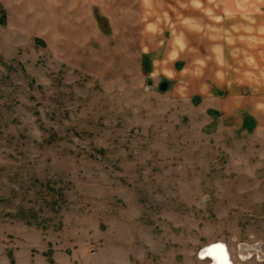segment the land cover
Here are the masks:
<instances>
[{
  "label": "rangeland",
  "instance_id": "rangeland-1",
  "mask_svg": "<svg viewBox=\"0 0 264 264\" xmlns=\"http://www.w3.org/2000/svg\"><path fill=\"white\" fill-rule=\"evenodd\" d=\"M215 242L264 264V0H0V264Z\"/></svg>",
  "mask_w": 264,
  "mask_h": 264
},
{
  "label": "bare ground",
  "instance_id": "bare-ground-1",
  "mask_svg": "<svg viewBox=\"0 0 264 264\" xmlns=\"http://www.w3.org/2000/svg\"><path fill=\"white\" fill-rule=\"evenodd\" d=\"M215 243H212L208 247L205 248L206 255L210 256L213 259L214 264H226L224 263L227 259L226 255L224 254V251L220 248H218L217 245H214ZM228 264V263H227ZM229 264H233L230 263Z\"/></svg>",
  "mask_w": 264,
  "mask_h": 264
},
{
  "label": "water",
  "instance_id": "water-1",
  "mask_svg": "<svg viewBox=\"0 0 264 264\" xmlns=\"http://www.w3.org/2000/svg\"><path fill=\"white\" fill-rule=\"evenodd\" d=\"M214 245H217L218 246V248H220V249H222L223 251H224V254L226 255V261L224 262V263H228L229 264V256H228V253H227V251H226V246H225V244H223L222 242H215V244ZM204 250V249H203Z\"/></svg>",
  "mask_w": 264,
  "mask_h": 264
},
{
  "label": "crops",
  "instance_id": "crops-1",
  "mask_svg": "<svg viewBox=\"0 0 264 264\" xmlns=\"http://www.w3.org/2000/svg\"><path fill=\"white\" fill-rule=\"evenodd\" d=\"M226 246V245H225ZM227 248V247H226ZM227 250H228V248H227ZM229 252V251H228ZM229 254H230V252H229ZM244 256V255H243ZM243 258V257H242ZM232 258H231V255H230V260H231Z\"/></svg>",
  "mask_w": 264,
  "mask_h": 264
}]
</instances>
